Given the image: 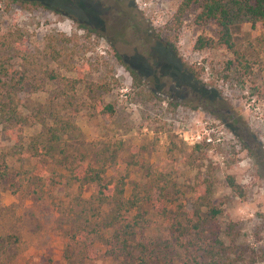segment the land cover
Instances as JSON below:
<instances>
[{
  "label": "rangeland",
  "instance_id": "1",
  "mask_svg": "<svg viewBox=\"0 0 264 264\" xmlns=\"http://www.w3.org/2000/svg\"><path fill=\"white\" fill-rule=\"evenodd\" d=\"M182 1L0 0V34L18 31L26 56L5 61L27 119L16 135L0 122V264H183L197 235L176 221L207 209L196 186L221 210L200 231L224 242L221 264H264V28H234V52L194 49L219 27L196 22V4L179 13ZM54 114L78 130L50 143ZM197 131L213 142L192 143ZM105 147L117 160L103 176L141 198L126 221L83 179ZM160 190L165 215L152 207ZM138 212L146 221L122 234Z\"/></svg>",
  "mask_w": 264,
  "mask_h": 264
},
{
  "label": "trees",
  "instance_id": "2",
  "mask_svg": "<svg viewBox=\"0 0 264 264\" xmlns=\"http://www.w3.org/2000/svg\"><path fill=\"white\" fill-rule=\"evenodd\" d=\"M193 4H196L198 7L196 22L212 20L219 27L216 39L199 35L194 42V49L200 50L211 47L234 52V28L244 23H249L253 29L264 28V0H183L178 10L179 13H183L185 9ZM19 39L20 34L18 31H8L0 34V122L8 124L10 126V132L15 135L22 131L23 126L27 124V119L26 116L18 111V104L12 97V90L15 89V86L13 85L15 76L12 74V69L10 70L7 67L5 57L6 52H10L9 54L7 53V55L19 52L18 54L13 55V57L26 59V56L20 53L23 48L19 45ZM66 40H69V38L66 37ZM167 47L171 50L175 49L172 45H167ZM51 50L56 52L54 47H52ZM111 51L118 60L121 59L120 55L114 49L111 48ZM127 69L133 80H138L137 72L128 65ZM102 111L110 114L114 111V108L111 103H108L103 107ZM51 116V124L46 127L48 142H58L63 135L78 130V126L72 117L61 114H54V116ZM43 124L45 126L44 122ZM116 160V148L110 150L108 147H105L101 149L98 156L94 159L95 164L93 166L89 165L84 170L83 179L96 184L97 195L95 200L100 205L112 203L113 217H120L121 221H126L129 219V215L126 213H129L136 208L141 201V198L134 193L130 197L128 196V198H125L123 179H106L103 176V173L106 171L105 164L114 163ZM125 163L135 164L136 161L135 159H132V161H125ZM227 178L228 185L233 190L239 189V194L242 195L244 191H242L241 187L235 182L234 177L229 175ZM195 188L197 205L206 204L207 209L204 211L203 217L199 213L200 206L196 207V221H192L191 218L187 219L186 223L176 221V230L179 231V235H185L186 230L189 229L188 226L193 229L197 235L196 239H187L186 244L184 245L186 247L185 250L190 248L191 252L188 254V259H185L183 264H221V254L224 242L219 239L218 234H215L212 239L209 237V234L203 235L201 233V226H203L202 223L208 219L213 220L221 210L211 205L209 201V186L205 190L202 189L201 186H196ZM152 207L159 215L166 214L162 190L159 191ZM145 221L146 219L143 214L138 212L132 217V221L125 222L124 225H122L121 233L125 235L133 234L134 228L140 222ZM190 223L191 225H189ZM147 260H149V257L144 254V257L141 256L140 264H146Z\"/></svg>",
  "mask_w": 264,
  "mask_h": 264
},
{
  "label": "built area",
  "instance_id": "3",
  "mask_svg": "<svg viewBox=\"0 0 264 264\" xmlns=\"http://www.w3.org/2000/svg\"><path fill=\"white\" fill-rule=\"evenodd\" d=\"M207 137L202 136L198 131L191 136V142H205L206 144H209L210 142H213V138L210 135V132H205ZM187 140V138H186Z\"/></svg>",
  "mask_w": 264,
  "mask_h": 264
}]
</instances>
